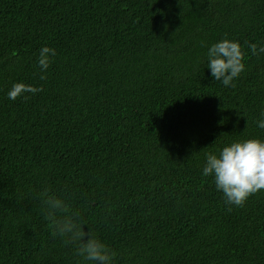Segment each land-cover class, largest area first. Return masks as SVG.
I'll return each mask as SVG.
<instances>
[{
	"label": "trees",
	"instance_id": "trees-1",
	"mask_svg": "<svg viewBox=\"0 0 264 264\" xmlns=\"http://www.w3.org/2000/svg\"><path fill=\"white\" fill-rule=\"evenodd\" d=\"M224 39L245 53L235 87L208 68ZM253 43L264 0H0V264H93L53 237L45 188L112 264H264V190L229 205L203 175L208 153L264 141ZM20 82L43 91L9 99Z\"/></svg>",
	"mask_w": 264,
	"mask_h": 264
},
{
	"label": "clouds",
	"instance_id": "clouds-1",
	"mask_svg": "<svg viewBox=\"0 0 264 264\" xmlns=\"http://www.w3.org/2000/svg\"><path fill=\"white\" fill-rule=\"evenodd\" d=\"M253 55L264 53V46L255 43L250 46ZM56 55L54 48L43 47L40 50L38 64L42 72H46L51 57ZM208 68L216 81L225 87H235L234 79L245 71V53L237 41L224 39L213 44L208 50ZM42 80L46 75H41ZM43 91L25 83H15L8 92L11 100H16L25 93L36 94ZM27 98V97H25ZM264 116V113L261 114ZM264 128V119L257 122ZM203 175L213 176L218 190H222L225 202L238 207L244 206L252 195L264 190V141L247 139L224 146L219 154L208 153L203 168ZM43 204L44 218L48 221L53 237L63 238L64 244L75 246L76 254L93 264H112L116 252L99 240L91 229L85 232V223L78 219V213L71 210L65 199L50 193L45 188L40 194ZM90 237L85 241V237Z\"/></svg>",
	"mask_w": 264,
	"mask_h": 264
}]
</instances>
